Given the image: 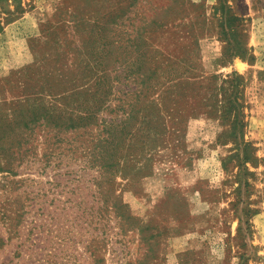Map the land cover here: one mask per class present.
Segmentation results:
<instances>
[{"label":"rangeland","instance_id":"374dc122","mask_svg":"<svg viewBox=\"0 0 264 264\" xmlns=\"http://www.w3.org/2000/svg\"><path fill=\"white\" fill-rule=\"evenodd\" d=\"M222 6L236 18L228 35ZM109 18L159 61L187 60L189 88L209 99L181 119L161 110L154 146L105 162L102 126L26 127L17 115H29L27 85L81 71L94 23ZM232 36L253 60L230 55ZM234 73L245 162L205 89ZM76 113L75 124L87 114ZM0 264H264V0H0Z\"/></svg>","mask_w":264,"mask_h":264},{"label":"trees","instance_id":"16d2710c","mask_svg":"<svg viewBox=\"0 0 264 264\" xmlns=\"http://www.w3.org/2000/svg\"><path fill=\"white\" fill-rule=\"evenodd\" d=\"M222 10L221 29L224 35H228L226 29L236 18L227 9L224 10V6ZM100 21L94 23V36L88 40L92 46L87 52H82L86 60L81 71L78 66L72 79L68 80L64 72L53 69L54 72L34 81V85H27L20 96L31 102L29 115L19 111L17 116L22 117L26 127L43 120L45 126L59 131L75 129L83 124L96 129L102 126L93 139L98 143L100 135L103 132L106 135L102 138V151H110L102 153V156L108 162L121 150L126 157V149L136 144L142 146L141 152L154 146L165 123L161 110H172L167 112L168 115L171 112V115H178L181 119L184 111L198 110L202 101L207 103L209 98L204 96L203 100L197 91L199 88H189L187 80L192 73L187 60L171 56L159 61L158 52L152 51L145 38H141V33L133 36L135 30L123 31L121 21L111 22L110 18L103 24ZM109 21L114 29L105 26ZM149 24L163 25L155 18ZM137 39H141L139 43ZM228 49L232 57L253 60L248 48L235 36L228 42ZM223 83L226 85L219 88L205 87L207 92L220 96L219 103L216 101L210 105L212 110H216L211 113L214 112L223 124L230 126L236 141L240 135L236 156L242 153L241 162H245L251 146L241 139L245 128L240 102L242 76L234 73ZM84 111L86 116L78 117L75 124V113ZM106 114H115V117L107 120ZM83 120H86L85 123H81Z\"/></svg>","mask_w":264,"mask_h":264}]
</instances>
